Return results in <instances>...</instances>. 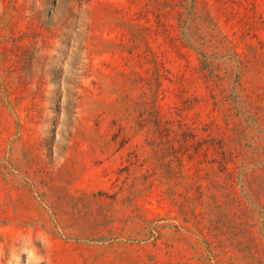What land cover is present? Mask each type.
I'll list each match as a JSON object with an SVG mask.
<instances>
[{
    "label": "rangeland",
    "instance_id": "374dc122",
    "mask_svg": "<svg viewBox=\"0 0 264 264\" xmlns=\"http://www.w3.org/2000/svg\"><path fill=\"white\" fill-rule=\"evenodd\" d=\"M0 264H264V0H0Z\"/></svg>",
    "mask_w": 264,
    "mask_h": 264
},
{
    "label": "trees",
    "instance_id": "16d2710c",
    "mask_svg": "<svg viewBox=\"0 0 264 264\" xmlns=\"http://www.w3.org/2000/svg\"><path fill=\"white\" fill-rule=\"evenodd\" d=\"M159 123H160V122H157V124H156V125H159ZM157 132H158V131H157Z\"/></svg>",
    "mask_w": 264,
    "mask_h": 264
}]
</instances>
